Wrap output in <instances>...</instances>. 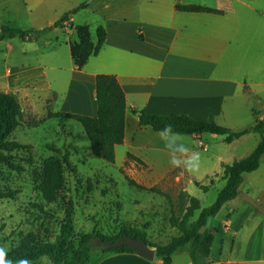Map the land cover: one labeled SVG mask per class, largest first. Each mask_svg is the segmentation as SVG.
I'll list each match as a JSON object with an SVG mask.
<instances>
[{"label": "crops", "instance_id": "1", "mask_svg": "<svg viewBox=\"0 0 264 264\" xmlns=\"http://www.w3.org/2000/svg\"><path fill=\"white\" fill-rule=\"evenodd\" d=\"M83 1L87 3V0H0V29L6 24L37 33L35 38L21 37L26 45L19 50L15 47L19 36L0 39L3 61L0 91L14 94L23 114L44 117L47 112H70L96 116V76L112 74L127 103L124 138L114 147L115 160L118 148L122 147V159L129 154L135 156L161 180L178 168L169 164V152L165 140L158 135L160 132L153 133L148 131L150 126L140 125L136 111L185 113L194 119L212 115L217 123L234 127L222 118L228 115L229 120L240 119L233 110L236 104L231 106L228 101L242 95L243 87L245 93L251 90L241 78V63L234 53L243 40L242 31L252 19L256 23L259 15L264 25V0H93L75 9ZM177 5H202L219 11H185ZM64 14L68 18L55 24ZM91 19L97 21L96 28L104 27L105 40L96 55L77 67L71 53V42L77 40V35L70 22L74 27L86 25L91 41L95 42L96 29L93 33ZM38 43L44 46L37 49ZM263 119L264 113L248 127ZM255 132L251 130L229 144ZM183 136L178 143L190 152H198L195 140L198 147H204L207 139L203 133ZM155 139L159 142L152 143ZM223 163L229 162L219 154L215 167L208 172L213 179L211 185L222 178ZM249 173L242 175L239 186ZM195 180L190 178L183 187L194 196L197 188L203 189ZM190 182L196 187L193 192L188 186ZM202 184L210 186L209 182ZM239 186L236 197L264 206V183L256 199L247 193V188L240 190ZM213 219L212 216L209 227L214 236L212 245L217 244L219 237L220 247L218 253H213L211 245L209 264L264 262V213L256 221L246 211H241L238 221L224 219L219 224V220L213 223ZM249 225L242 255L231 258L228 252L224 256L225 233L240 235ZM215 228L220 232H215ZM237 238L234 236V240ZM183 250L176 252L170 263H164L156 255L147 259L135 252H99L92 264H192L189 256L175 263ZM31 264L53 263L41 257Z\"/></svg>", "mask_w": 264, "mask_h": 264}, {"label": "rangeland", "instance_id": "2", "mask_svg": "<svg viewBox=\"0 0 264 264\" xmlns=\"http://www.w3.org/2000/svg\"><path fill=\"white\" fill-rule=\"evenodd\" d=\"M91 1L87 0V3ZM82 13L76 17L80 18ZM91 20L90 28L94 33V22L97 21ZM261 20L262 17L258 15L256 23L252 19L249 26L244 28L243 40L234 53V58L241 63V78L251 88L245 93L243 87L242 95L228 101L231 106L236 104L233 110H236L240 119L229 120L228 115L222 118L226 124H232L235 130L248 128L264 113V25ZM15 41L18 50L26 45L20 36ZM43 46L38 43L36 48L41 49ZM2 67L0 58V69ZM51 113L38 117L27 116L22 112L20 124L12 130L8 139L27 146L7 152L12 154L16 167L0 162V193H11L0 197V247L7 252L18 250L32 241L54 240L69 209L73 211L75 241L80 233L93 230L116 235L122 228L136 227L146 232L151 243H165L177 233V228L171 225L172 219L182 217L188 204L185 196L188 192L183 190L186 182L193 178L208 184L210 179L212 181L208 172L215 167L219 154L227 162H232L246 156L260 140L259 133L255 132L229 144L223 135L203 133L207 137L204 147H198L197 140L194 141L200 153L199 171L190 174L178 168L161 180L152 173L151 167L135 156L128 155L122 159V147L118 148L114 162L94 155L79 121L52 117ZM261 122L264 126V119ZM183 135L187 137L188 134ZM151 142L158 143L159 140ZM222 179L207 189L197 188L195 196L200 199L201 205L208 206L214 202L224 185ZM263 183L264 155L259 167L244 176L239 188H247V193L256 199L261 194ZM188 186L191 192L196 189L192 182ZM241 211L251 213L256 221L264 213V206L250 199L242 201L241 196H238L221 206L213 216V223L219 220V224H222L224 219L238 221ZM196 214L195 211L189 222L193 221ZM209 227L204 230H209ZM249 228L250 225L240 235L225 233L224 256L228 252L231 258L242 255ZM214 231L220 232L217 228ZM234 236L238 238L234 240ZM217 238V244L212 245L213 253L219 252L220 241ZM150 247L155 250V247ZM183 251L175 263L189 256L186 250ZM99 252L103 251L93 250L87 264L94 263Z\"/></svg>", "mask_w": 264, "mask_h": 264}, {"label": "trees", "instance_id": "3", "mask_svg": "<svg viewBox=\"0 0 264 264\" xmlns=\"http://www.w3.org/2000/svg\"><path fill=\"white\" fill-rule=\"evenodd\" d=\"M86 4V2H82L75 9L84 7ZM177 8L185 11H219L202 5H177ZM67 18L68 16L64 14L55 24H59ZM70 25L77 35V40L71 42L72 58L77 67H82L89 56L96 55L99 52L105 40V29L102 25H98L96 28V41L92 42L91 34L86 25L74 27L71 22ZM36 34L6 24L2 25L0 29V39L14 36L35 38ZM95 94L97 101L96 116L70 112H52L51 116L73 118L79 121L89 140L91 152L103 160L114 162V147L116 144L122 143L124 138L125 112L127 109L125 94L116 77L106 73H99L96 76ZM21 114L22 110L18 98L12 93L0 91V162H6L12 167L17 165L12 159V154L7 152L27 146L17 140L8 139L12 130L20 124ZM136 114L140 125L150 126L157 132H161L166 125L171 124L173 132L180 134H220L225 136L224 140L226 142H231L235 138L255 130L259 133L260 140L247 156L229 163H223L221 177L225 179V183L219 189L212 204L203 206L198 197L185 193L188 204L183 215L182 217H175L171 221V225L177 228V233L172 235L165 243H151L146 232L136 227L122 228L116 235H107L99 230H93L80 233L75 241L73 239V211L69 209L54 240L26 243L18 250L7 252L8 260L16 264L20 259L36 261L41 257H46L53 264H86L95 249L103 251L102 253H133L134 250L128 244L109 247L96 243L98 238L115 240L120 236L129 235L134 238L145 239L149 246L155 247V255L161 258L164 263H170L172 256L183 249L187 251L192 264L210 263L209 253L214 236L209 230L201 232L200 228L206 223L208 216H214L226 201L237 196L242 175L259 167L260 159L264 155L263 124L261 120H258V123L251 128L234 130L217 123L212 115L202 119H194L185 113L162 114L138 110ZM212 183L213 179L212 181L210 179L208 186ZM195 184L203 189L207 188V185H203L198 181H195ZM9 194L11 193H0V197L9 196ZM195 211L197 212L196 217L189 222Z\"/></svg>", "mask_w": 264, "mask_h": 264}, {"label": "clouds", "instance_id": "4", "mask_svg": "<svg viewBox=\"0 0 264 264\" xmlns=\"http://www.w3.org/2000/svg\"><path fill=\"white\" fill-rule=\"evenodd\" d=\"M171 124L166 125L159 133L162 139L165 140V147L169 152V164L174 168H181L190 174H195L200 168V153L190 152V150L182 143H178L181 134L173 132ZM0 264H13L11 260L7 259V251L0 247ZM16 264H31L28 259H20Z\"/></svg>", "mask_w": 264, "mask_h": 264}, {"label": "water", "instance_id": "5", "mask_svg": "<svg viewBox=\"0 0 264 264\" xmlns=\"http://www.w3.org/2000/svg\"><path fill=\"white\" fill-rule=\"evenodd\" d=\"M210 222L211 216H208L206 223L200 228V231L202 232L207 226H209ZM96 243L109 247L128 244L135 253L147 259H152L155 255V250L147 244L145 239H138L129 235L120 236L115 240H104L102 238H98Z\"/></svg>", "mask_w": 264, "mask_h": 264}]
</instances>
